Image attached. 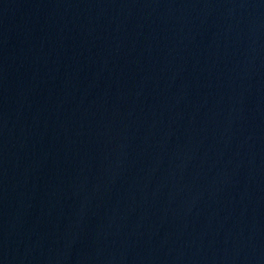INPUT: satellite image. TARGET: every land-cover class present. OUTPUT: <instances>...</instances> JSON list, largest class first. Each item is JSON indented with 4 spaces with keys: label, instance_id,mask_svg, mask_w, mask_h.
Wrapping results in <instances>:
<instances>
[{
    "label": "water",
    "instance_id": "1",
    "mask_svg": "<svg viewBox=\"0 0 264 264\" xmlns=\"http://www.w3.org/2000/svg\"><path fill=\"white\" fill-rule=\"evenodd\" d=\"M0 264H264V0H0Z\"/></svg>",
    "mask_w": 264,
    "mask_h": 264
}]
</instances>
